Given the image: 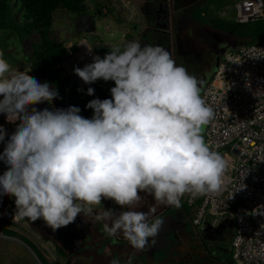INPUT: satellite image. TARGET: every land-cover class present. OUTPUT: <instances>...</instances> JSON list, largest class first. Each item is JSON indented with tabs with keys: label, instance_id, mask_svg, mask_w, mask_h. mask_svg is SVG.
<instances>
[{
	"label": "crops",
	"instance_id": "crops-1",
	"mask_svg": "<svg viewBox=\"0 0 264 264\" xmlns=\"http://www.w3.org/2000/svg\"><path fill=\"white\" fill-rule=\"evenodd\" d=\"M106 4L109 6L108 0H100L98 13L96 11L95 14L107 16L102 9ZM110 8L120 16L121 13L117 8L112 6ZM164 8L162 4L153 2L151 14L156 17L155 14L162 11L164 20L159 22L169 24L171 20H166ZM137 11H140L139 8ZM139 14L140 12L135 14L137 16L129 22V27L133 28V26L137 27L141 24L142 19L139 20ZM108 17H112V21L122 29V18L117 19L112 14ZM167 29L170 30L173 41L174 33L170 27ZM112 56L113 58L111 57L107 61L105 69L100 73L93 74L92 77H96L102 83L121 113L118 126L123 142L132 148L133 156L137 158L144 169L143 163L148 168H155L159 176L154 174L156 178L152 182L140 186L137 190L121 191V195L126 196L127 193L131 195L130 199L126 200L128 203H125V223L121 222V218L114 216L113 212L116 210L114 204L108 205L106 201L100 206L101 191L94 188L96 185L94 178L91 176V182H89L88 176H84L81 177L80 182L70 177L64 165L59 164L60 159L54 149L61 148L62 153L66 151L75 158L97 162L102 168L103 166L97 157L93 159L84 155L82 157L75 156L74 151L65 144L67 127L54 110V100L48 97V92L45 93L43 88H36V79L32 85L34 92L31 93L32 99L28 106L14 105L4 112V120L13 125L11 128L7 127L2 121L7 127V132L3 133L7 138L2 137L0 140V151L12 162L11 189L6 205L14 207L21 215L25 210L28 216L22 215V217L46 218L54 216L60 218L59 222L61 226H65V230L75 228L78 231L81 237L80 241L85 240L86 235L89 236L86 243L90 248L85 250L89 251L92 264H97L100 259L104 260L105 257H100L98 253L101 248L108 258L117 256L119 261L123 260L126 264H166L168 261V264H223L225 259H222L217 253L212 254L207 247V241L208 239L227 241L229 256L232 233L230 223L228 220L220 218L216 224H212V218L209 216L196 228L191 223L192 215L188 214L186 207L178 201L179 190L174 178L180 174L181 158L191 156V153L184 154L181 145L179 146L178 131L173 124V119L165 117L168 107L164 105L169 98L173 106L184 99L188 100L189 111L185 119L189 128L188 132L194 128L196 136L199 135V149L196 154L205 150V125L195 113L193 104L197 93L210 79L216 67L208 66L206 52L198 54L196 52H173V46H171V50L168 49V52H114ZM28 63L30 66L29 61ZM38 94H45V99H41ZM153 102L155 104L151 108H147ZM173 113L174 111H172ZM19 121L22 124L21 128L18 125ZM61 124L65 131L62 136H59L57 129ZM22 126L25 127L22 129ZM30 126L33 130L31 133L35 134V137L31 136V139L39 141V146L34 144L37 142L33 141V144H30L27 141V131L31 128ZM144 154H149L148 160L143 157ZM129 156L124 157L110 173H116ZM38 158L62 170L60 176L65 182L64 186L68 188L69 193L66 192L70 196L68 200H52V190H49L45 198V205L41 207L39 203L37 204L40 200L39 195L20 184V179L28 175L30 166L36 164ZM145 170L150 172L148 169ZM16 188L17 190L13 191ZM54 188L58 189L59 186L55 185ZM18 189L21 191L17 193ZM13 192H15V196ZM14 199L17 200L16 203H14ZM26 201L33 204L26 206ZM85 202L90 203L95 210ZM173 208L175 213L172 211ZM97 211L105 215L104 221L112 223L119 231H124L122 238L116 239L117 241L105 239L103 242L105 235L99 227ZM159 216L161 217L153 226L144 232L141 231ZM69 217L76 218V222L67 226ZM45 221L44 219L43 222L45 223ZM138 232L142 235L145 234L148 240L146 244H143L145 247L141 250L134 243ZM78 233L76 232L77 236ZM172 239H174V243L168 245ZM100 240L103 241L100 242ZM112 246H117V254ZM61 248L66 249L67 246L62 245ZM163 249L164 253L161 256L157 255Z\"/></svg>",
	"mask_w": 264,
	"mask_h": 264
},
{
	"label": "rangeland",
	"instance_id": "rangeland-1",
	"mask_svg": "<svg viewBox=\"0 0 264 264\" xmlns=\"http://www.w3.org/2000/svg\"><path fill=\"white\" fill-rule=\"evenodd\" d=\"M234 1L235 0H131L129 6L134 11L136 10L135 14L140 12L141 15L139 14L138 18L139 20L142 19V25L140 24L137 27L133 26V28L130 27L132 35L129 34L124 40L121 39L120 26L115 24L112 21V17H108V15H95L96 30L94 32L77 33L73 26V19L76 12L69 11L63 7H57L53 11L49 35L56 41L63 42L67 47L76 45L77 50L82 40L87 41L98 59V63L93 68L92 75L98 72L100 73L105 69L107 61L111 57L113 58L112 55L114 52H168V49L171 50V46H173V52H196L197 54L206 52L208 66L214 68L222 54L227 51H232L240 42L233 35L213 27L207 22L203 23L201 21L203 17L198 13L196 17H190L189 13L194 6L200 4L203 9V14L204 12H208L210 15H219L226 19L235 20L233 8ZM153 2L160 3L162 7H165L166 20H171L169 24L159 22L164 20V13L162 11L161 13L155 14L158 20L155 16H152L151 4ZM84 3L87 9L86 11H91V13H96V10H98L100 6V0H84ZM106 6L108 7L107 4ZM138 8L140 11H137ZM107 10L109 15L112 14V16H115L117 19H121L124 13V11L120 9L121 11H119L121 14L119 16L113 9ZM135 14L130 20L135 19L137 16ZM125 15L128 16L129 13L125 12ZM204 17L207 19V16ZM105 25H108L109 29H106ZM168 27H170L172 33H174L173 41L170 30L167 29ZM38 40V34L34 30L26 32L24 30L16 31L11 28L0 27V140L2 137L4 139L7 138V136L3 134L5 131L7 132V127L3 122L10 128L13 126L4 120V112L14 105H20L22 107L28 106L30 99H32L31 93L34 92L32 85L36 79V88H43L45 93L48 92V89L41 84L40 76L36 75L30 68L26 57L33 50L32 43ZM38 95L41 99H45V94ZM165 103L164 105L168 107V113H166L165 117L170 120L173 119V124L178 131L180 139L179 146L181 145L183 153H191V155L196 154L199 149V135L196 136L194 128H192L191 132H188L189 128L185 123L189 111L188 100L184 99L182 102H178L173 106L169 98ZM153 104L155 103H151L147 108H151ZM172 111H174L173 114ZM64 131L65 128L61 124L57 129V134L62 136ZM54 150L55 153L57 152V156L60 159L59 164L62 163L64 165L70 177L80 182L81 177L84 176H88L87 179L89 182H91V176L94 178L96 182L94 188L101 191L102 200L99 205L101 206L106 201L108 205L114 204L116 206V210L113 212L114 216L121 218L122 223H125V203H128L126 200H129L131 195L130 193H127L126 196L121 195V191H128L129 189L137 190L140 186L152 182L156 178L153 173L145 170L133 155L127 157L126 160L123 161V165L116 173L113 172L109 174L97 162L75 158L66 151L62 153L61 148L56 147ZM149 154H144L143 157L148 160ZM36 162V164L30 166L31 168L28 175L20 179V184L29 191L39 195L40 200L37 204L39 203L41 207L45 205V198L49 190H52V200H68V198H70L66 193L68 192V188L64 186L65 182L60 176L62 170L57 166L55 168L47 161L41 160V158L36 159ZM177 177L178 175L176 178ZM55 185L59 186V188L55 189ZM16 190L17 188L13 191ZM20 191L21 190L18 189L17 193ZM13 193L15 196V192ZM16 202L17 200L14 199V203ZM85 203L90 208L93 207L90 203ZM30 204L33 203L26 201V206ZM93 210H95V208ZM172 211H174V213L176 212L174 208ZM97 214L99 227L105 235L104 241L100 240V242H105V239L117 241L116 239L122 238L124 234L123 230L119 231L112 223L104 221L106 217L104 214H101L100 211H97ZM22 215L28 216L25 210L22 211ZM89 215L91 216L90 213ZM160 217L161 216L155 218L154 221L150 222L141 231L144 232L149 229ZM22 218L23 223L27 224L32 231L22 228L21 231L13 230L14 232L10 233L5 230L10 228L0 227V232L5 234H0V264H58V262L59 264H92V257L88 254L89 251L84 250L90 248L88 245L85 246L84 249L82 246V250H79L76 246L70 247V245H66V249L62 248L64 255L56 253L57 246L52 243L50 240L51 237H49L50 235L53 236V234L41 228L40 224L45 219L47 226H50L48 229L52 230V227L55 225L61 227V223L59 222L60 218L54 216H48L46 218H30L23 216ZM75 222L76 218L69 217L66 224L69 226ZM64 228L65 227H63V229ZM85 237L89 236L86 235ZM118 241L122 242L121 240ZM173 243L174 239L170 240L168 245H172ZM207 247L212 254L217 253L222 259H226L229 254L228 243L225 240L208 239ZM112 249L117 254V246H112ZM98 253L100 257L104 256L105 258L104 260L100 259L97 264H126L123 260L119 261L120 259L117 256L116 258L114 256L108 258V255L103 252L102 248ZM163 253L164 249L163 251L160 250L157 255L161 256Z\"/></svg>",
	"mask_w": 264,
	"mask_h": 264
},
{
	"label": "built area",
	"instance_id": "built-area-1",
	"mask_svg": "<svg viewBox=\"0 0 264 264\" xmlns=\"http://www.w3.org/2000/svg\"><path fill=\"white\" fill-rule=\"evenodd\" d=\"M130 3L131 0H109L110 6L124 11L122 39L131 32L128 24L135 12ZM233 8L239 22L264 18V0H235ZM102 9L109 15V6ZM96 64L95 53L82 40L78 50L57 65L70 83L83 88L91 82ZM193 107L205 125L206 149L181 158L180 174L174 178L178 201L192 205L198 200L191 216L196 228L208 216L212 224L220 217L231 216L233 264H264V41L242 43L222 54L212 76L197 93ZM73 136L83 144L97 141L112 162L133 154L121 139L114 119L91 126L75 125ZM11 170V160L0 151V227L32 231L23 223L21 213L6 205ZM150 172L158 173L155 168Z\"/></svg>",
	"mask_w": 264,
	"mask_h": 264
},
{
	"label": "trees",
	"instance_id": "trees-1",
	"mask_svg": "<svg viewBox=\"0 0 264 264\" xmlns=\"http://www.w3.org/2000/svg\"><path fill=\"white\" fill-rule=\"evenodd\" d=\"M57 7H63L72 12L86 10L84 0H0V27H7L16 31L24 30L26 32L34 30L38 34L39 40L32 43L33 50L26 57L32 70L40 76L41 84L48 89V97L54 100V110L67 127L66 138L73 136L75 125L91 126L101 124L108 118L116 120L118 125L121 113L114 100L96 77L91 76V82L81 88L74 82L70 83L68 77L61 74V68L57 64L70 52H74L77 47L76 45L67 47L63 42L56 41L50 37L49 30L53 11ZM202 10L200 4L194 6L189 16L196 17L198 13L203 17L201 19L203 23L207 22L209 25L233 35L239 40L240 44L264 41V18L239 22L219 15H210L208 12L203 14ZM203 15L207 16V19ZM85 143L96 152V157L107 173L114 171L124 158L117 162H112L97 141L90 140ZM74 155L82 157V154L79 153L74 152ZM143 165L145 169L151 171L152 167L148 168L145 163ZM155 175L159 176V173ZM9 185L10 190V182ZM197 204L198 200L192 205L183 203V206L186 207L188 214L193 215L196 212ZM7 207L17 211L12 206ZM220 218L229 221L233 233L234 224L232 217ZM5 230L10 233L14 232L11 229ZM56 253L64 255L63 249L59 246H57ZM168 263L169 261L166 264ZM223 264H233L231 252Z\"/></svg>",
	"mask_w": 264,
	"mask_h": 264
},
{
	"label": "flooded vegetation",
	"instance_id": "flooded-vegetation-1",
	"mask_svg": "<svg viewBox=\"0 0 264 264\" xmlns=\"http://www.w3.org/2000/svg\"><path fill=\"white\" fill-rule=\"evenodd\" d=\"M21 121V120H20ZM18 122V125L19 127L21 128V122ZM7 125V124H6ZM9 127V126H7ZM25 126H22V129L24 128ZM31 128L28 129V135H27V141L30 143V144H33L32 142H37V143H34L36 146H39L40 144L39 141H35L33 139H31V136L35 137L34 135V132L33 134L31 133L33 130H32V126H30ZM17 137L19 138V135H17ZM61 143V142H60ZM37 218V217H36ZM41 220V219H40ZM43 221V220H41ZM61 226V225H60ZM40 227L43 228V229H47L46 230H49L48 228H50V226H47V224H45L44 222H42L40 224ZM63 227L65 226H61L59 227L58 225H55L52 227V230H49L53 236L50 235V240L52 241V243H54L56 246H59L61 247L62 245H70V247H78L79 250H82V246H83V249L85 248V246H87L88 243H86L87 239H89L88 237H84L85 240L83 241H80L81 240V237L78 233V231L75 229V228H72L71 230H65V228L63 229ZM76 232L78 233V236L76 235ZM139 234H137L136 236V240L134 241L136 247L138 249H143L145 246H143V244L148 241L146 239V235H142V233L138 232ZM56 236V237H54ZM61 245V246H60ZM85 250V249H84Z\"/></svg>",
	"mask_w": 264,
	"mask_h": 264
},
{
	"label": "water",
	"instance_id": "water-1",
	"mask_svg": "<svg viewBox=\"0 0 264 264\" xmlns=\"http://www.w3.org/2000/svg\"><path fill=\"white\" fill-rule=\"evenodd\" d=\"M95 15V13L87 12L86 10L76 12L73 19L75 32H94L96 30ZM65 144L76 153L93 159L96 158V152L86 144L79 142L74 136H69Z\"/></svg>",
	"mask_w": 264,
	"mask_h": 264
}]
</instances>
